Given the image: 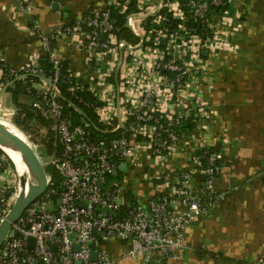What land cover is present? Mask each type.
<instances>
[{"label":"built area","instance_id":"built-area-1","mask_svg":"<svg viewBox=\"0 0 264 264\" xmlns=\"http://www.w3.org/2000/svg\"><path fill=\"white\" fill-rule=\"evenodd\" d=\"M167 1L136 0L137 10H152V19L141 32L134 27V14L126 16L125 27L136 37L135 43L117 38L118 20L110 10L84 17L87 50L98 59L111 52L119 56L118 94L127 123H113L115 106L106 96L108 90L99 92L98 100L108 98L104 106L94 107L105 132L120 133L117 139L92 140L87 124L73 127L64 112L59 85L65 84L79 103L82 100L76 93L84 86L70 73L61 77L62 62L53 50L59 30L40 36L46 59L53 66L49 77L35 61L22 68V74L0 68V89L29 76L39 80L31 81L24 95L32 98V112L51 122L55 146L61 149L49 163L61 178V192L48 175L46 192L12 225L0 248V264H112L104 248V241L110 240L121 241V257L132 262L171 264L184 248V234L192 220L208 216L219 199L215 184L221 167L216 155L205 149L197 156L205 159L206 166L199 169L203 180L195 192L186 170L178 173L172 187L143 205L127 198L124 175L116 179L119 172H132L137 184L146 181L144 172L135 169L144 167L146 161L161 162L186 135L182 103L190 99L202 111V95L217 86L214 67L228 61L226 53L237 47L234 39L242 21L236 0ZM227 5L231 13L223 10ZM105 82L101 78L98 88L106 87ZM89 93L96 101L95 94ZM169 103L173 110H166ZM123 163L125 170L121 171ZM20 178L0 154V224L21 192ZM28 238L34 240L33 248L28 247ZM92 252L97 253L94 262L89 259ZM257 264H264V257Z\"/></svg>","mask_w":264,"mask_h":264},{"label":"crops","instance_id":"crops-1","mask_svg":"<svg viewBox=\"0 0 264 264\" xmlns=\"http://www.w3.org/2000/svg\"><path fill=\"white\" fill-rule=\"evenodd\" d=\"M236 7L242 27L234 39L236 50L227 52L228 61L214 67L216 89L202 95L201 112L190 99L181 105L191 128L161 162L146 161L135 169L144 172L146 181L137 184L134 173L123 174L129 196L145 205L172 187L182 171L190 172L195 192L203 180L197 156L203 149L216 155L221 171L215 188L220 197L208 216L192 220L184 234V248L171 264H257L264 257V0H236ZM108 8L124 19L134 14V27L141 32L152 19V10H137L136 0H0V68L18 72L32 61L46 59L40 36L59 30L53 50L67 73L95 94L98 106L108 99L98 100L99 92L108 90L106 96L115 106L113 123L124 126L127 115L118 94L119 56L111 52L98 59L86 48L84 17ZM103 77L106 87L98 88ZM11 84L0 89L4 111L16 107L7 91ZM31 101L24 94L17 99L25 107ZM165 108L174 107L169 103ZM154 175L159 176L152 180ZM122 246L119 240L104 241L112 264H141L121 257Z\"/></svg>","mask_w":264,"mask_h":264},{"label":"trees","instance_id":"trees-1","mask_svg":"<svg viewBox=\"0 0 264 264\" xmlns=\"http://www.w3.org/2000/svg\"><path fill=\"white\" fill-rule=\"evenodd\" d=\"M108 10L111 11L112 16L117 18L118 24L116 28V36L119 40H124L128 43H135L137 41L136 37L132 34V32L125 27V19L124 17L118 15L116 11H114L112 8H108ZM223 10H227L230 13L232 12V8L230 5L225 6ZM220 12V10H218ZM149 22L144 25L145 29L149 28ZM86 29V28H85ZM37 64L41 66L43 71L46 73V77H49L50 74L53 71V66L48 62L47 59L38 60ZM19 74H22L21 70L18 71ZM67 67L62 65L61 67V77H64L67 75ZM112 79V78H111ZM38 83V79L34 77H27L24 81H15L12 85L13 87L8 88V92L12 95V102L14 105L25 112V115L29 120L35 119L42 127L49 128L51 122L43 119L36 113L32 112V110L29 107H25L23 105H20L17 103L18 96L20 94L26 93V88L31 85L30 82ZM25 84V85H24ZM59 90L61 94L60 102L62 103L64 107V112L70 116V120L73 127L76 126H83V122L87 124V130L89 132L90 138L92 140H104V141H110L113 139L119 138L121 135L118 131L116 132H105L106 127L103 126L101 123H99L96 114L94 113V107H97L99 104L93 99V97L84 90L80 93H76L78 97H81L82 102L79 103L77 100H75L74 95H71L69 92H67V87L65 84L59 85ZM34 97L37 96V91H33ZM75 95V96H76ZM84 103H86L88 106H86ZM70 104L74 105L76 109H79L82 114L77 112L74 108L70 106ZM191 126L189 124L188 119L184 122V127L182 128L183 131H186L187 129H190ZM55 139V133L49 131L46 139L41 142V145H43L44 151L47 155L52 156L54 154H58L61 149L58 146H55L54 143ZM139 140V138H138ZM208 152V154H213L212 150H205ZM1 154V152H0ZM206 166L205 159L200 160V168H204ZM46 173L51 176L52 181L54 183V186L58 189L59 192H61V185L60 176L55 172L54 168L52 166L45 167ZM123 174L121 172L117 173L116 179H121ZM128 199H132L131 196L128 194L126 195Z\"/></svg>","mask_w":264,"mask_h":264},{"label":"water","instance_id":"water-1","mask_svg":"<svg viewBox=\"0 0 264 264\" xmlns=\"http://www.w3.org/2000/svg\"><path fill=\"white\" fill-rule=\"evenodd\" d=\"M70 106L82 114L81 111L76 109L74 105L70 104ZM2 147L13 148L20 153L24 164L26 165L28 176L27 179L24 177L20 178L21 192L7 217L0 224V248L6 241L9 232L11 231L12 225L22 217L25 210L31 204H33L46 192L48 186V174L45 171V166L42 161H40V158L35 153L32 146L23 140L19 135L13 133L0 123V149ZM54 156L55 154L52 157L53 159ZM48 159H45L44 161H46V163H50ZM120 170H125L124 163L120 165ZM27 242L28 247L33 248L34 240L32 238H28ZM75 249L78 250L77 247ZM89 259L93 262L96 261L97 253L92 252Z\"/></svg>","mask_w":264,"mask_h":264},{"label":"rangeland","instance_id":"rangeland-1","mask_svg":"<svg viewBox=\"0 0 264 264\" xmlns=\"http://www.w3.org/2000/svg\"><path fill=\"white\" fill-rule=\"evenodd\" d=\"M2 108H0V123L13 133L21 135L20 137H22V139H24L32 146L35 153L38 155L40 161H42L45 167L51 166L49 165V163H46V161H44L49 157L44 151L45 149L43 148V145H41V142L46 139L48 132L51 131L50 127H42L35 119L28 121L25 112L14 106L8 109L5 108V111L1 110ZM54 143L56 144L55 139ZM0 152L4 156V158L8 160L9 164L12 165L13 168H15L13 163L8 159V157L3 153L1 149ZM48 160L50 161V158Z\"/></svg>","mask_w":264,"mask_h":264},{"label":"bare ground","instance_id":"bare-ground-1","mask_svg":"<svg viewBox=\"0 0 264 264\" xmlns=\"http://www.w3.org/2000/svg\"><path fill=\"white\" fill-rule=\"evenodd\" d=\"M1 150L8 157V159L13 163L18 177H26L27 179V176H28L27 168H26V165L24 164V161L20 153L16 151L15 149L8 148V147H2Z\"/></svg>","mask_w":264,"mask_h":264}]
</instances>
